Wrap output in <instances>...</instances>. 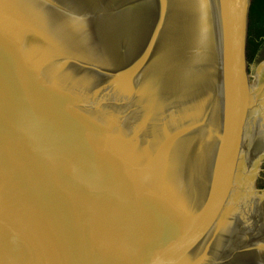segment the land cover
<instances>
[{
    "label": "water",
    "instance_id": "obj_1",
    "mask_svg": "<svg viewBox=\"0 0 264 264\" xmlns=\"http://www.w3.org/2000/svg\"><path fill=\"white\" fill-rule=\"evenodd\" d=\"M0 264H264V0H0Z\"/></svg>",
    "mask_w": 264,
    "mask_h": 264
}]
</instances>
